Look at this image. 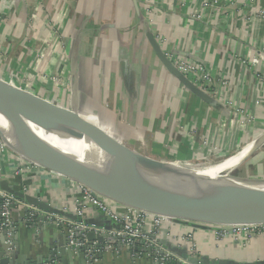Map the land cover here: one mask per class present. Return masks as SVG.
Wrapping results in <instances>:
<instances>
[{
  "label": "crops",
  "instance_id": "crops-1",
  "mask_svg": "<svg viewBox=\"0 0 264 264\" xmlns=\"http://www.w3.org/2000/svg\"><path fill=\"white\" fill-rule=\"evenodd\" d=\"M8 1L0 0V51L5 57L0 59V80L74 111L112 141L139 154L136 145L147 144L151 150L142 152L150 158L189 163L215 154L235 155L264 134V86L259 80L264 77V54H259L264 47V20L259 16L264 0H219L195 20L191 16L203 0H151L150 15L143 4L136 10L133 0H77L73 19L62 21L63 41L55 51L39 41L47 30L37 24L33 41H28L26 17ZM147 29L165 40L170 57L195 59L211 70L218 92L214 101L203 102L162 66L146 39ZM250 57L260 63L242 64ZM234 172L264 178V146ZM30 175L34 196L73 213L71 181L35 169ZM11 184L19 188L21 181ZM21 215H13L17 227L9 264L44 263L51 251L56 264H84L80 253L59 251L66 246L62 230L40 222L36 233L22 224ZM87 220L116 228L94 208L87 210ZM149 229L147 224V233ZM157 238L165 242H155L151 251L143 243L135 257L123 249L118 255H103L97 264H155L157 250L172 255L174 264L188 263L184 254L264 264V234L240 245L217 239L211 228L180 222L163 226Z\"/></svg>",
  "mask_w": 264,
  "mask_h": 264
},
{
  "label": "water",
  "instance_id": "water-1",
  "mask_svg": "<svg viewBox=\"0 0 264 264\" xmlns=\"http://www.w3.org/2000/svg\"><path fill=\"white\" fill-rule=\"evenodd\" d=\"M133 2L135 9L138 10L135 0ZM145 36L162 66L184 89L200 98L203 102L211 103L214 101L213 98L197 88L177 70L149 29H147ZM0 116L4 121L6 131L10 135L17 137L22 153L27 154L42 167L84 186H87L85 183L99 182V179L87 175L72 163L64 160L55 151L47 148L38 139V135L33 129L42 132L44 136L55 137L59 144L69 140L76 142L86 140L97 149V151L81 150L87 158L114 169L117 174L133 177L151 187L169 192L186 207L183 211L171 213L173 220L175 218L185 219L186 223H194V226L202 229H207L208 225H264L263 192L250 191L240 195L221 192L217 189L216 191L212 185L217 183V181L212 178L200 175L190 168L175 166L169 161H158L132 151L100 134L101 132L74 111L49 103L39 96L26 93L14 86H9L1 80ZM0 138L10 148L13 147L5 140V134L1 128ZM228 181L236 182L230 178ZM0 191H5L41 210L76 220L74 215L66 214L47 203L39 201L36 197L20 192L7 181L0 182ZM137 208L143 209L144 207L139 206ZM149 212L154 211L149 210ZM106 221L109 222L107 219ZM176 222L179 223L180 221ZM86 223L101 227L93 220H87ZM150 237L155 242L161 244L165 242L153 235H150ZM87 238L89 241L96 238L99 241L103 240L100 236L96 237L93 232L88 233ZM59 251H67L71 255V249L67 246L65 248L62 247ZM54 254L55 252L51 251L49 262L53 260ZM0 256V264H9L13 257V255L5 257L4 253H1ZM183 257L191 264H236L223 260L190 257L188 254H184ZM80 258L82 263H84L82 253H80Z\"/></svg>",
  "mask_w": 264,
  "mask_h": 264
},
{
  "label": "built area",
  "instance_id": "built-area-1",
  "mask_svg": "<svg viewBox=\"0 0 264 264\" xmlns=\"http://www.w3.org/2000/svg\"><path fill=\"white\" fill-rule=\"evenodd\" d=\"M218 1L219 0H203L200 5V10L194 11L191 19H199L202 12L214 7ZM135 2L137 7L138 4L145 5V9H147L146 12L150 15V11L152 10L150 6L152 3L151 0H135ZM259 16L264 20V10L260 12ZM155 38L164 51L165 40L159 36ZM55 48L56 47H54V51ZM49 50L53 51V47H50ZM165 54L177 70L187 77L197 88L214 100L217 98L216 95L218 92L213 89L215 80L211 70L205 64L195 59H186L179 56L172 58L169 53ZM259 54H264V47ZM260 60L261 59L250 57L247 61H243L242 64L248 66L257 65L260 63ZM259 80L261 82L260 84L264 86V77ZM9 148L10 147L0 138V182L7 181L14 187L11 183L20 180L21 185L19 191L36 197L41 201L39 197L34 196L36 194L33 186L34 176L30 175L33 169L42 175L49 174L58 178L67 179L48 169L41 168L40 166L33 165L32 167L28 160L14 156ZM6 167L9 169L7 172H5ZM24 178L28 179L32 185H28L29 181L24 180ZM71 183V192L76 194L72 205L73 213L71 215H74L76 220L53 212L41 210L5 191H0L2 197L0 200V254L4 253V256L8 257L15 250L17 227L13 219L15 213L22 214V224L32 228L36 233H38L40 222H45L48 225L62 230L65 235L66 246L71 249V253H82L84 256V264H97L103 255H118L123 249L127 250L130 256L135 257L137 255L136 248L143 243L149 246L148 251H151L155 240H151V238L149 239L147 236L153 235L157 237V235L161 234L162 227L170 223V221L161 217L152 214L148 215L139 210L137 211L130 208L124 209L125 207H120L104 197L92 196L91 192L77 186L74 181H71ZM89 208L96 209L107 220L114 224L116 228L105 229L103 227L87 224L85 216ZM61 211L66 213L64 209H61ZM147 224H150L148 233L146 232ZM207 228H211L214 231V235L217 239H230L240 245H247L256 237L264 234V225H208ZM91 232H93L96 237H102L103 240L99 241L96 238L89 241L87 234ZM185 239L189 242V240H191V235H185ZM66 246H64V248ZM194 250L195 248L193 245L190 247V251L195 254ZM161 254L163 253L158 250L155 252V255H157L155 264H167L172 261V255L169 253L164 255ZM40 264H56V262L51 260V262L47 261Z\"/></svg>",
  "mask_w": 264,
  "mask_h": 264
},
{
  "label": "bare ground",
  "instance_id": "bare-ground-1",
  "mask_svg": "<svg viewBox=\"0 0 264 264\" xmlns=\"http://www.w3.org/2000/svg\"><path fill=\"white\" fill-rule=\"evenodd\" d=\"M0 128L5 134V140L7 143L22 153V149L20 147L21 145L18 143L19 141L17 137L10 135L6 131L4 121L1 116ZM33 131L38 135V139L47 148L55 151V153L61 156L64 160L72 163L87 175L97 177L99 182L91 184L85 183V185H89L88 188L98 196L110 199L111 201L116 202L125 208L136 209L161 217L168 221L173 220L171 213L186 209V207L169 192L151 187L140 180H136L133 177L117 174L114 169L99 164V162L96 163L93 160L87 158L85 155H83L81 150L97 151V149L86 140L80 142L69 140L67 142H61V145L56 141L55 137L44 136L42 132L35 129H33ZM262 139H260L258 142H252L239 153L231 155L222 162L202 163L200 166L198 165L199 169L192 168V170L199 173L200 175L210 177L214 181H217V183L213 184L212 187L213 189H217L221 192L240 195H242L244 192L250 191L264 193V186H262L264 183L254 186L240 182H231L228 181L226 176L227 173L233 171L244 161L250 159L256 153H258L260 149L255 153L253 152L257 149V146L262 143ZM246 156L247 158H245ZM171 163L175 164V166H184L185 168L187 165H189L188 163L182 161H175ZM139 206H143V209L145 210L137 208ZM146 208L151 209H147V211ZM149 210L154 212H149Z\"/></svg>",
  "mask_w": 264,
  "mask_h": 264
},
{
  "label": "rangeland",
  "instance_id": "rangeland-1",
  "mask_svg": "<svg viewBox=\"0 0 264 264\" xmlns=\"http://www.w3.org/2000/svg\"><path fill=\"white\" fill-rule=\"evenodd\" d=\"M8 2H10V1H8ZM76 2H77V0H75V1L74 0H26L22 3L17 2V1H14V2L12 1V5H13L12 7H14V4L17 5V7H18L17 14L22 15V18L26 17V22L28 24L29 32H30V34H28L26 36L28 41H30V42L33 41L32 40L33 35H34L33 33L35 32L34 26L37 24L39 26H42L43 29L47 30V34H45L43 36L41 35V39H39V41L42 42L44 40L45 42H47L48 45H50V47H53V50H54V47H56L57 42H59L61 44L63 41V37H61L59 35V31L61 30V26H62V21H64V22L67 21V19L71 18V16L73 19V15H74L73 14V8H74V6H76ZM82 4H83V1L80 2L81 7H82ZM6 20H8V19H6ZM78 33H80V32H78ZM17 35H19V33ZM4 58L5 57H3L2 51H0V59H4ZM256 139L257 140H255V139L252 141L250 140V142L247 145H245L242 149L247 147L252 142H255V141L258 142V141H260V139H262V143L257 146V149L253 153L258 151L262 146H264V134L259 136ZM128 146L130 148L134 149V147H132V145H128ZM136 148L140 149L141 150L140 153L143 155H144V153L142 151H145V153H147L149 150H151V148L147 144L136 145ZM242 149H240V151ZM9 150L12 151L11 153L14 156H18L20 158L28 160L31 163L32 167H33V165H36V166H40L41 168H44L40 164L36 163L27 154L20 153L18 151V149L12 147V148H9ZM134 150H136V149H134ZM154 151H157V150L154 149ZM240 151H238L236 153H239ZM230 156H222L221 157V156H217L215 154V158H208L206 161H204L203 158L201 157V158H199V160H194L192 162H189L188 163L189 165H187L186 168L199 169V166L202 163H209V162L210 163H216V162L219 163V162H222L223 160H225L226 158H228ZM245 158H247V156ZM204 159H206V158H204ZM156 160L163 161V162L169 161L168 159H165V158H162V159L159 158ZM169 162H172V161H169ZM176 162H178V161H176ZM179 162H181V161H179ZM33 163H35V164H33ZM235 173L236 172L233 173V171H232V172L227 173L226 176L228 179L230 178L236 182L245 183L248 185L256 186V185L264 183V178H257V177H253V176H248L247 174H242V172H239L236 174ZM67 179L69 181H73L69 178H67ZM74 182H76V181H74ZM76 185L79 187H82L83 189L88 190L89 192H91L92 196L99 197L97 194L92 192L89 188L85 187L84 185H82L78 182H76ZM262 186H264V184ZM111 202L121 207L120 204H117L113 201H111ZM124 209H127V208H124ZM130 209H132V208H130ZM134 210H136V209H134ZM147 214L151 215L149 213H147ZM176 221L186 222L185 219L175 218V220L170 221L169 224L171 225L172 223H177Z\"/></svg>",
  "mask_w": 264,
  "mask_h": 264
},
{
  "label": "trees",
  "instance_id": "trees-1",
  "mask_svg": "<svg viewBox=\"0 0 264 264\" xmlns=\"http://www.w3.org/2000/svg\"><path fill=\"white\" fill-rule=\"evenodd\" d=\"M14 187H15V189L19 190V188H18V187H16V186H14ZM139 246H140V245H139ZM136 249H137L136 253H138V251H139V248L137 247ZM170 264H174V263H171V262H170Z\"/></svg>",
  "mask_w": 264,
  "mask_h": 264
}]
</instances>
